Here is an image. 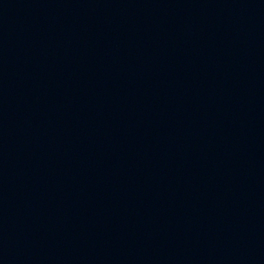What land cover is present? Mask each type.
Segmentation results:
<instances>
[{
    "label": "water",
    "instance_id": "1",
    "mask_svg": "<svg viewBox=\"0 0 264 264\" xmlns=\"http://www.w3.org/2000/svg\"><path fill=\"white\" fill-rule=\"evenodd\" d=\"M0 264H264V0H0Z\"/></svg>",
    "mask_w": 264,
    "mask_h": 264
}]
</instances>
